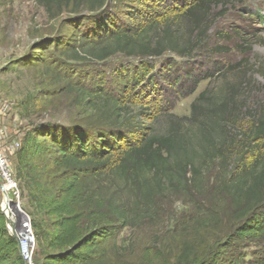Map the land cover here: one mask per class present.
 <instances>
[{
  "label": "trees",
  "instance_id": "obj_1",
  "mask_svg": "<svg viewBox=\"0 0 264 264\" xmlns=\"http://www.w3.org/2000/svg\"><path fill=\"white\" fill-rule=\"evenodd\" d=\"M35 1L51 18L67 11L76 13L78 22L89 21L82 27L78 42L62 48L61 67L66 71H74L71 59L100 64L122 54L125 59L139 58V70L135 66L127 80L145 87L152 59L166 51L189 55L206 41L212 4L227 0H195L179 14L158 13L135 32L127 28L114 30L115 25L105 24L108 0ZM260 19L264 23V16L260 15ZM183 21L190 27L184 41V30L175 29ZM159 27H164L163 33L155 35ZM127 80L120 83L124 87L119 92L115 91L119 97L104 85L90 89L83 84H67L93 113L86 114L82 124L75 127H57L49 121L35 125L25 135L16 156L23 177L18 180L19 186L27 187L30 205L41 216L31 221L34 264H264V112L243 133L249 151L238 154L236 137L228 136L224 130L228 126L219 118H210L214 111L213 116H217V108H206L204 113L211 124L207 129L205 119L200 121L196 150L181 135L145 130L141 113L135 114L129 107L132 101L128 104L125 99L129 96L125 87L134 83ZM134 131H140L136 138L130 134ZM39 137L48 138L53 151L43 148ZM47 152L55 154L50 165L32 162ZM213 164L219 174L212 186L216 198L223 201L222 207L220 201L214 206L208 197L210 178L205 172ZM41 168L50 177L46 184L42 182ZM166 192L180 193L189 198V204L195 203L201 214L194 218L192 232L200 237L204 231L208 239L199 245L195 238L184 240L170 258L145 246L139 262L122 260V247L116 240L121 230L157 219L159 199ZM46 217H53L47 228ZM218 230L224 234L215 233ZM245 241L255 249L240 250L218 261L220 252L215 248L220 242L222 247L241 249ZM0 264H27L19 252L18 240L8 232L1 207Z\"/></svg>",
  "mask_w": 264,
  "mask_h": 264
},
{
  "label": "rangeland",
  "instance_id": "obj_2",
  "mask_svg": "<svg viewBox=\"0 0 264 264\" xmlns=\"http://www.w3.org/2000/svg\"><path fill=\"white\" fill-rule=\"evenodd\" d=\"M193 1L195 0H108V10L103 18L108 17L105 24L109 27L115 25L114 30L127 28L135 32L138 26L148 23L158 13L179 14L193 4ZM260 15L264 16V0L213 3L211 16L206 23L210 25L206 41L196 46L189 55L166 51L162 56L153 58L149 81H145V87H142L141 83L137 85L136 81L127 80L138 65L139 58L125 59L122 54H118L100 64L71 59L73 65L70 67L74 71H66L61 67L62 48L68 43L78 42L82 27L89 22L87 19L78 22L76 13L67 11L51 18L44 6L38 5L35 0H0V104L4 105L0 125L5 143H15L14 148L9 150V158L17 180L19 206L29 217L30 225L33 218L41 216L38 212L34 213L30 205L27 187L19 186L18 180L23 177L19 174L16 155L23 146L25 135L35 125L51 121L57 127H75L82 124V118L86 114L93 113L80 102L76 92L70 90L67 85L69 83L73 86L83 84L90 89L104 85L119 97L115 91L119 92L124 87L120 83L126 80L134 82L125 87L126 94L129 95L125 99L128 104L132 101L133 105L129 107L135 114L141 113L139 117L144 118L143 124L147 127V132L181 135L183 141L197 150V142L201 136L200 121L205 119L208 129L210 118H219L228 126L224 129L227 135L236 137L235 153L248 152L243 140L246 134L243 133L264 112V23ZM176 27L175 29L184 30L181 36L184 41L190 30L188 22L183 21ZM163 30L164 27H159L155 35H161ZM215 107L217 116H213L214 111L209 114V118L204 110H215ZM130 134L136 138L140 131ZM37 139L44 142L43 148L53 151V144L48 138ZM54 156L55 154L47 152L44 156H37L38 159L32 157V162L39 161L42 166L45 163L50 165ZM235 157L236 154L233 159ZM217 171L213 164L205 172L210 178L208 197L214 206L220 201L212 186V182L218 177ZM40 174L42 182L48 183L50 177L44 168H41ZM10 192L13 193L12 190ZM188 200V197L180 193L166 192L159 199L157 219L124 227L116 239L117 244L122 247L121 259H127L130 263L139 262L145 246L151 247L155 252L162 251L163 257L170 258L184 240L195 238L197 245L207 240L204 231L200 237V234L197 236L192 232L194 218H198L201 213L195 203L189 204ZM198 201L196 197L197 204ZM9 202L13 213L19 215L11 201ZM0 203H3L1 191ZM222 205L221 200L220 206ZM26 216H21L19 225L21 235L28 242L32 236L25 232ZM45 220L44 226L47 228L53 217H46ZM222 230L215 233L223 235ZM246 242L240 244L241 249H235L233 245L222 247L220 242L218 248H215L220 252L218 261L228 254L236 255L240 250H252L254 245H247ZM32 263L34 264V260Z\"/></svg>",
  "mask_w": 264,
  "mask_h": 264
},
{
  "label": "built area",
  "instance_id": "obj_3",
  "mask_svg": "<svg viewBox=\"0 0 264 264\" xmlns=\"http://www.w3.org/2000/svg\"><path fill=\"white\" fill-rule=\"evenodd\" d=\"M2 111L1 104H0V112ZM1 125H0V183L6 188L9 187L10 190L13 191L10 192L11 196L13 197V200L19 199V192L17 190V180L14 178V172L13 167L9 159V153L10 149L14 148L15 143L13 145L6 144L5 140H3L2 131H1ZM16 198V199H15ZM31 229V226H30ZM32 236L30 243L28 245H25L23 247V250L20 254H22L24 260L27 264H33L32 263V251L33 247L35 245V238L32 235V230L30 233H28ZM250 264V263H246Z\"/></svg>",
  "mask_w": 264,
  "mask_h": 264
},
{
  "label": "water",
  "instance_id": "obj_4",
  "mask_svg": "<svg viewBox=\"0 0 264 264\" xmlns=\"http://www.w3.org/2000/svg\"><path fill=\"white\" fill-rule=\"evenodd\" d=\"M5 187L0 183V191L2 193V196L5 197L6 196V192H5ZM14 209H16L17 213L20 215V216H26L25 213L20 209V206H19V202L18 200H13V199H10ZM1 207V212L2 214L5 216L6 218V224H7V229H8V232L13 235L17 240H18V243H19V252L21 253L22 250H23V247H22V240H21V227L19 225L20 222H18L17 220H13L11 219L4 211L2 205H0ZM28 217V216H26ZM21 219V218H20ZM20 221V220H19ZM30 220H29V217L27 219V227L25 229V232L30 233L31 232V229H30Z\"/></svg>",
  "mask_w": 264,
  "mask_h": 264
},
{
  "label": "bare ground",
  "instance_id": "obj_5",
  "mask_svg": "<svg viewBox=\"0 0 264 264\" xmlns=\"http://www.w3.org/2000/svg\"><path fill=\"white\" fill-rule=\"evenodd\" d=\"M5 189V192H6V196L5 197H3V203H2V207H3V209H4V211H5V213L11 218V219H13V220H17L18 222H20L21 220H22V217L21 216H19V215H17V214H15V213H13V211L10 209V200H9V197H10V199L11 198H13L12 196H11V194H10V189H9V187H6V188H4ZM21 218V219H20ZM20 220V221H19ZM21 240H22V245L23 246H25V245H28L30 242H29V240H28V242H27V238L25 237V236H23V235H21Z\"/></svg>",
  "mask_w": 264,
  "mask_h": 264
}]
</instances>
